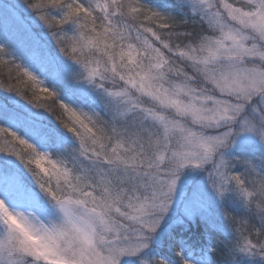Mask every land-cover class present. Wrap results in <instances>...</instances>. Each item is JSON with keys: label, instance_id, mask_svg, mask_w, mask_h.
Wrapping results in <instances>:
<instances>
[{"label": "snow or ice", "instance_id": "6c2138e0", "mask_svg": "<svg viewBox=\"0 0 264 264\" xmlns=\"http://www.w3.org/2000/svg\"><path fill=\"white\" fill-rule=\"evenodd\" d=\"M0 264H264V0H0Z\"/></svg>", "mask_w": 264, "mask_h": 264}, {"label": "trees", "instance_id": "16d2710c", "mask_svg": "<svg viewBox=\"0 0 264 264\" xmlns=\"http://www.w3.org/2000/svg\"><path fill=\"white\" fill-rule=\"evenodd\" d=\"M0 82L7 83V80H6V78H3L2 81H0Z\"/></svg>", "mask_w": 264, "mask_h": 264}]
</instances>
